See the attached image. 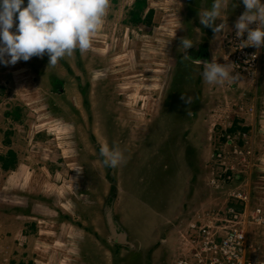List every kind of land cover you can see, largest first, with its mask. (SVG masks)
Returning a JSON list of instances; mask_svg holds the SVG:
<instances>
[{"label":"rangeland","instance_id":"1","mask_svg":"<svg viewBox=\"0 0 264 264\" xmlns=\"http://www.w3.org/2000/svg\"><path fill=\"white\" fill-rule=\"evenodd\" d=\"M233 4L218 35L212 0H110L88 51L0 64V264H173L230 219L264 256V45ZM214 59L239 78L209 84Z\"/></svg>","mask_w":264,"mask_h":264},{"label":"clouds","instance_id":"2","mask_svg":"<svg viewBox=\"0 0 264 264\" xmlns=\"http://www.w3.org/2000/svg\"><path fill=\"white\" fill-rule=\"evenodd\" d=\"M231 2L234 6L233 0ZM241 2L245 11L235 23L236 36L247 32L246 45L259 48L264 45V0ZM24 5L25 0H0V64L15 65L20 60L28 61L47 53L49 65L54 66L77 48L81 53L88 51L107 14L110 0H27ZM226 7L227 0H212L209 9L199 12L200 23L211 27L218 35L225 34L223 12ZM218 19L223 22L218 24ZM194 43L190 37H183L179 51L192 48ZM190 58L187 54L183 57ZM203 63L202 75L209 84H224L239 78L228 62L214 59ZM100 155L107 167L114 168L125 162L124 151L115 144H102Z\"/></svg>","mask_w":264,"mask_h":264},{"label":"built area","instance_id":"3","mask_svg":"<svg viewBox=\"0 0 264 264\" xmlns=\"http://www.w3.org/2000/svg\"><path fill=\"white\" fill-rule=\"evenodd\" d=\"M255 57L253 55V61ZM229 211L234 212V208ZM235 217L238 218V213ZM230 222L234 224H222L216 229L202 228V239L192 249L187 248L173 264H264L259 244L247 242L248 235L240 219H230Z\"/></svg>","mask_w":264,"mask_h":264},{"label":"water","instance_id":"4","mask_svg":"<svg viewBox=\"0 0 264 264\" xmlns=\"http://www.w3.org/2000/svg\"><path fill=\"white\" fill-rule=\"evenodd\" d=\"M110 227H111V232H113L115 237H117L120 241L126 242V240H125L126 235L124 233L118 231V229L115 227V225L113 224L111 219H110Z\"/></svg>","mask_w":264,"mask_h":264},{"label":"crops","instance_id":"5","mask_svg":"<svg viewBox=\"0 0 264 264\" xmlns=\"http://www.w3.org/2000/svg\"><path fill=\"white\" fill-rule=\"evenodd\" d=\"M167 241H169V240H167ZM167 241H166V242H167Z\"/></svg>","mask_w":264,"mask_h":264}]
</instances>
